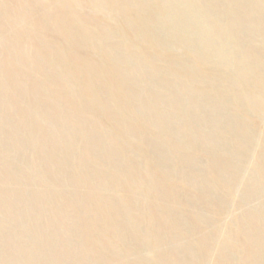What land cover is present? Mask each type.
Returning a JSON list of instances; mask_svg holds the SVG:
<instances>
[{
    "label": "rangeland",
    "instance_id": "obj_1",
    "mask_svg": "<svg viewBox=\"0 0 264 264\" xmlns=\"http://www.w3.org/2000/svg\"><path fill=\"white\" fill-rule=\"evenodd\" d=\"M0 264H264V0H0Z\"/></svg>",
    "mask_w": 264,
    "mask_h": 264
}]
</instances>
